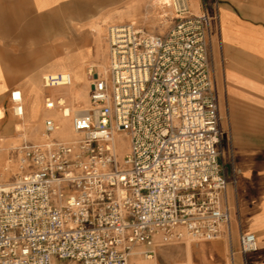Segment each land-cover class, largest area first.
Listing matches in <instances>:
<instances>
[{
  "label": "built area",
  "instance_id": "2783aa9c",
  "mask_svg": "<svg viewBox=\"0 0 264 264\" xmlns=\"http://www.w3.org/2000/svg\"><path fill=\"white\" fill-rule=\"evenodd\" d=\"M161 5L175 15L163 35L136 22L108 27L109 67L88 68L87 108L53 93L71 85L68 73L43 77L52 116L45 141L23 147L15 182L0 187V264H135L167 244L229 235L209 60L218 2L203 1L199 14L189 0ZM9 98L23 117L22 91ZM66 124L74 137L56 139ZM257 248L254 234L240 235L244 264Z\"/></svg>",
  "mask_w": 264,
  "mask_h": 264
},
{
  "label": "crops",
  "instance_id": "0c3cea01",
  "mask_svg": "<svg viewBox=\"0 0 264 264\" xmlns=\"http://www.w3.org/2000/svg\"><path fill=\"white\" fill-rule=\"evenodd\" d=\"M149 1L0 0V163L18 124H41L48 117L43 77L64 71L86 77L88 65L104 60L105 27L118 15L146 11ZM203 1L218 2L209 60L224 133L225 201L233 221L229 235L201 247L198 264H244L242 233L254 234L258 244L246 264H264V0H189L190 10L199 14ZM13 90L25 93L21 118L11 110Z\"/></svg>",
  "mask_w": 264,
  "mask_h": 264
},
{
  "label": "rangeland",
  "instance_id": "374dc122",
  "mask_svg": "<svg viewBox=\"0 0 264 264\" xmlns=\"http://www.w3.org/2000/svg\"><path fill=\"white\" fill-rule=\"evenodd\" d=\"M164 1L165 0H150L148 3V9L146 11H143L142 13L124 14V18L120 17L121 15H118L119 19L114 20L113 24L136 22L147 32L163 35L168 31L170 25L173 23V18L175 17L171 8H166L165 6L161 5ZM107 27L108 25L105 27L104 31V60L102 63H97L96 66L92 64L99 69L98 73H100V75L105 74V69H108L110 63L109 47L107 43ZM88 67H91V65H88L86 69ZM47 92L48 91L45 89V94ZM87 97L89 98V91ZM71 104L73 106L75 103L72 101ZM0 109L2 110V107ZM3 121L4 119L2 120V125L4 124ZM19 125L21 126L22 124L17 125L20 128ZM66 125L69 127L68 124ZM16 127L15 130L12 131L13 133L10 135L9 140L4 148L5 157L0 163V187L2 188L12 185L20 174L19 163L23 147L25 145H40L43 142V139L41 142H39L37 139L39 137L40 139L42 138L41 136L43 134L44 128L43 122L41 123L40 127L29 129L27 131L26 137L23 135L25 133L16 132ZM15 137L18 140H15ZM55 138L57 139L58 137ZM212 242L185 240L181 243L167 244L159 248L156 261L138 260L135 262V264H198L200 261L201 247L207 246ZM212 260L217 262L214 258ZM59 264L73 263L66 261Z\"/></svg>",
  "mask_w": 264,
  "mask_h": 264
},
{
  "label": "bare ground",
  "instance_id": "6f19581e",
  "mask_svg": "<svg viewBox=\"0 0 264 264\" xmlns=\"http://www.w3.org/2000/svg\"><path fill=\"white\" fill-rule=\"evenodd\" d=\"M106 70H107V68L105 69V71ZM64 72L68 73L71 76V78H72L71 85L69 87H67V88L55 90L54 91L55 94H64V95L68 96V99H69L70 103H72V101L75 103L72 107H74L76 109L87 108L89 106V101H88L87 94H88V91L90 90V80H89L88 76L84 77V76L76 75L73 72H68V71H64ZM50 92H52V91H50ZM32 93L35 96H40V91L38 89H34L32 91ZM24 95H25V93H24ZM76 105H78V106H76ZM36 107H38L37 103H36ZM47 115L48 116H52L51 113H47ZM3 117H4V112H3V109H2V110H0V118L2 119ZM40 125L41 124L27 126L25 124H22L21 126L19 125L20 128L18 126L16 127V132L25 133L23 135L26 137L27 136V131L29 129L40 127ZM54 136L58 137L60 139H70V138L74 137L72 131L70 130V128L67 125H63L60 128L59 131L54 133ZM41 137H42L41 139H40V137L37 138V139L39 140V142H41L42 139H43V142H44L45 141V137L43 136V134H42Z\"/></svg>",
  "mask_w": 264,
  "mask_h": 264
}]
</instances>
